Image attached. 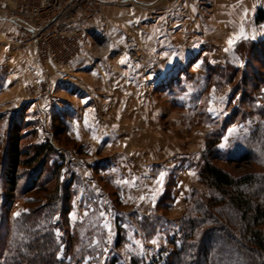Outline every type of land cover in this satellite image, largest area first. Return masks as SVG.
Here are the masks:
<instances>
[{"label": "rangeland", "instance_id": "obj_1", "mask_svg": "<svg viewBox=\"0 0 264 264\" xmlns=\"http://www.w3.org/2000/svg\"><path fill=\"white\" fill-rule=\"evenodd\" d=\"M106 1L101 18L109 5L114 12L97 22L102 36L72 50L63 34L50 48L0 20V227L37 210L59 221V237L66 218L91 237L81 260H73L79 246L65 254L61 242L67 264H108L114 256L130 264L133 255L162 264L177 248L194 191L207 192L193 165L210 132L225 124L217 165L237 175L264 172V21H255L264 0L239 13L237 0L231 13L219 2L212 13L214 2L200 0L191 15L163 13L165 2L135 13L138 0ZM8 2L0 0V13ZM41 145L53 149L21 165L10 186L13 147L36 157ZM142 217L153 221L151 235L137 224Z\"/></svg>", "mask_w": 264, "mask_h": 264}, {"label": "trees", "instance_id": "obj_2", "mask_svg": "<svg viewBox=\"0 0 264 264\" xmlns=\"http://www.w3.org/2000/svg\"><path fill=\"white\" fill-rule=\"evenodd\" d=\"M255 21H264V9L258 10ZM224 128L225 124L207 137L206 147L196 162L200 181L207 187V192L194 191L191 206L179 220L181 237L177 248L166 255L162 264H264V172L237 175L214 162L223 159L217 144ZM13 148L5 178L10 186H17L20 166L25 163L32 165L53 146H38L36 157H28L29 153L23 154L17 146ZM23 156L27 157L23 159ZM167 193V190L162 193L158 201L159 210L165 206L162 200ZM66 196L69 198L70 194ZM5 222L4 226L1 222L0 227V264H67L59 256L61 242L65 244V254L79 246L73 260L79 255L80 260L83 259L84 252L90 249L89 246L84 249L91 237H82L80 227L83 223H74L68 218L62 223L66 233L61 237L55 231L60 226L59 221H52L48 213L39 215L37 210L11 219L8 217ZM137 224L148 235L152 234L150 230L154 223L150 217H142ZM122 230L119 226L115 247L121 244ZM101 232L103 241L106 232ZM143 261L138 255H133L130 264H147ZM108 264L127 263L114 256Z\"/></svg>", "mask_w": 264, "mask_h": 264}, {"label": "built area", "instance_id": "obj_3", "mask_svg": "<svg viewBox=\"0 0 264 264\" xmlns=\"http://www.w3.org/2000/svg\"><path fill=\"white\" fill-rule=\"evenodd\" d=\"M8 1L5 14L0 13V20L24 29L36 44L43 46L44 43L52 48L56 34H63L65 50H72L95 42L103 34L97 22L101 20L106 0ZM12 2L25 10L13 4L11 7Z\"/></svg>", "mask_w": 264, "mask_h": 264}, {"label": "crops", "instance_id": "obj_4", "mask_svg": "<svg viewBox=\"0 0 264 264\" xmlns=\"http://www.w3.org/2000/svg\"><path fill=\"white\" fill-rule=\"evenodd\" d=\"M169 1H171L173 3V5H174L173 8H169L170 6H167L168 0H138L136 2L133 1L131 3H133L132 5H134L135 8H136L135 13H141L140 11H142V13H146V10H148L149 7L155 5L156 2H160V3L165 2L166 3V4L163 3V4L160 5L161 7H164L162 9H165V10H163L164 11L163 13H167L170 9H172V11H171L172 13H189V15H191L194 12L199 13V11H198L199 7L197 6V3H199L200 0H169ZM202 1H205L207 3H209V2L213 3L214 2L213 5H212L214 7L212 13H217L216 12V9H217L216 5H217L218 2H219V4L221 3V5H223V8L220 7L222 9H224L223 13H231V7H232L231 1L232 0H202ZM249 1L250 0H237V3H236L237 4V8H233L234 11L236 9H238V13H239V11L242 12L243 9L244 10L247 9L248 8L247 4H251ZM113 7L114 6H110V5L107 6L106 13H104L103 18L106 17V19L109 21L110 18H109L107 13H113L114 10L110 9V8H113ZM131 9H133V8H131ZM109 10H110V12H109ZM219 12H221V10ZM103 18H101V23H103V20H102ZM191 20H192L191 23L193 25V18ZM116 22L118 24L120 21L117 19ZM113 23H114V21H113ZM120 23L122 25H124V24L128 25L127 23H125L123 21H121ZM193 167L197 170L196 162L194 163ZM167 178H168V176L166 177V181H167ZM157 204H158V202H157ZM156 208H157V206H156Z\"/></svg>", "mask_w": 264, "mask_h": 264}, {"label": "snow or ice", "instance_id": "obj_5", "mask_svg": "<svg viewBox=\"0 0 264 264\" xmlns=\"http://www.w3.org/2000/svg\"><path fill=\"white\" fill-rule=\"evenodd\" d=\"M228 43L231 45V44H233L234 43V40H232V39H230L229 41H228ZM226 51H227V49H226ZM175 53H173V57H175ZM164 56L165 57H168V53L167 52H165L164 53ZM208 111L209 112H213V111H215V109H213V108H209L208 109ZM235 131V128H232V129H229V133L231 134L232 132H234ZM193 175H195V173H192ZM161 176H163V174H161ZM140 199H144V197H140ZM16 216H19L20 215V213H16L15 214ZM101 215H104L103 213H101ZM107 226V225H106ZM153 243H156V241L155 240H153Z\"/></svg>", "mask_w": 264, "mask_h": 264}]
</instances>
